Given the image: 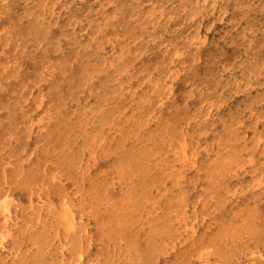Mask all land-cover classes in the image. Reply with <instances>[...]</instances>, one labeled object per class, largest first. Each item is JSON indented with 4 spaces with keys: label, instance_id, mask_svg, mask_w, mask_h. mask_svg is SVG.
Masks as SVG:
<instances>
[{
    "label": "rangeland",
    "instance_id": "374dc122",
    "mask_svg": "<svg viewBox=\"0 0 264 264\" xmlns=\"http://www.w3.org/2000/svg\"><path fill=\"white\" fill-rule=\"evenodd\" d=\"M146 260L264 264V0H0V264Z\"/></svg>",
    "mask_w": 264,
    "mask_h": 264
},
{
    "label": "bare ground",
    "instance_id": "6f19581e",
    "mask_svg": "<svg viewBox=\"0 0 264 264\" xmlns=\"http://www.w3.org/2000/svg\"><path fill=\"white\" fill-rule=\"evenodd\" d=\"M41 115H42V114H41ZM36 121H37V120H36ZM36 121H35V122H36ZM36 123H37V122H36ZM20 127H21V126H20ZM60 128H61V127H60ZM76 162H77V160H76ZM121 198H122V197H121ZM64 216H65V215H64ZM64 216H63V218H64ZM183 226H184V225H183ZM168 233H169V232H168ZM81 237H82V236H81ZM118 241H119V240H118ZM167 243H168V242H167ZM75 245H76V244H75ZM81 245H82V244H81ZM133 245H134V244H133ZM166 245H167V244H166ZM166 245H165V246H166ZM129 247H130V246H129ZM206 248H207V247H206ZM149 249H150L149 251L152 250L150 247H149ZM154 249H157V247L154 248ZM118 250H119V249H118ZM162 250H163V249H162ZM175 250H176V249H175ZM159 251H160V247H159ZM151 252H153V251H151ZM154 252H155V251H154ZM156 252H157V250H156ZM174 252H175V251H174ZM162 253H163V252H162ZM153 254H154V253H153ZM114 256H115V255H114ZM140 256H141V255H140ZM140 256H138V257H140ZM151 256H152V254H151ZM151 256H150V257H151ZM135 257H136V256H135ZM120 258H121V257H120ZM144 258H145V257H144ZM146 258H147V257H146ZM179 258H180V257H179ZM116 259H117V258H116ZM116 259H115V260H116ZM141 259H142V258H141ZM180 259H183V258H180ZM180 259H179V260H180ZM68 260H69V259H68ZM142 260H143V259H142ZM66 261H67V260H66ZM110 261H111V260H110ZM149 261H151V260H149ZM115 262H116V261H115ZM115 262H114V263H115ZM141 262H143V261H141ZM144 262H145V261H144ZM147 262H148V261L146 260V264H147ZM151 262H152V261H151ZM75 263H76V262H75ZM68 264H69V263H68ZM100 264H101V263H100ZM139 264H141V263H139ZM149 264H150V263H149ZM183 264H185V263H183Z\"/></svg>",
    "mask_w": 264,
    "mask_h": 264
}]
</instances>
